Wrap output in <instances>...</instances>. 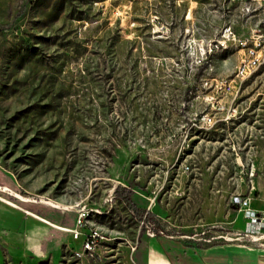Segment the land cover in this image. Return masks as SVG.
Returning <instances> with one entry per match:
<instances>
[{
  "label": "rangeland",
  "instance_id": "1",
  "mask_svg": "<svg viewBox=\"0 0 264 264\" xmlns=\"http://www.w3.org/2000/svg\"><path fill=\"white\" fill-rule=\"evenodd\" d=\"M246 5L0 0V264H143L159 239L264 253V60L235 118L196 126L203 81L239 61L198 42L246 37Z\"/></svg>",
  "mask_w": 264,
  "mask_h": 264
},
{
  "label": "built area",
  "instance_id": "2",
  "mask_svg": "<svg viewBox=\"0 0 264 264\" xmlns=\"http://www.w3.org/2000/svg\"><path fill=\"white\" fill-rule=\"evenodd\" d=\"M247 2L249 5L241 8L243 14L251 16L259 9L264 15V0H247ZM198 46L199 54L205 61L210 53L226 50L228 47H233L239 54V61L232 78L203 81V86L209 90L204 97L209 112L196 119V126L207 129L216 123H227L237 116L233 103L241 81L256 70L264 60V20L255 25L246 37H236L227 26L223 27L215 38L206 42L199 41ZM233 202L240 204L238 198ZM86 246L88 247L87 243Z\"/></svg>",
  "mask_w": 264,
  "mask_h": 264
},
{
  "label": "crops",
  "instance_id": "3",
  "mask_svg": "<svg viewBox=\"0 0 264 264\" xmlns=\"http://www.w3.org/2000/svg\"><path fill=\"white\" fill-rule=\"evenodd\" d=\"M143 264H264V253L232 245L197 249L176 239H159L147 248Z\"/></svg>",
  "mask_w": 264,
  "mask_h": 264
},
{
  "label": "bare ground",
  "instance_id": "4",
  "mask_svg": "<svg viewBox=\"0 0 264 264\" xmlns=\"http://www.w3.org/2000/svg\"><path fill=\"white\" fill-rule=\"evenodd\" d=\"M7 205H9V204H7ZM9 206H11V205H9ZM11 207H12V206H11ZM12 208H13V207H12ZM22 212H23V211H22ZM28 215H29V214H28ZM34 219H37L38 221H40V222H42V223H44V224H46V225H48V226H50V227H52V228L58 230V231H64V232L66 231V230H64V229L61 228V227L55 226V225H53V224L47 222L46 220H43V219H40V218H34Z\"/></svg>",
  "mask_w": 264,
  "mask_h": 264
},
{
  "label": "trees",
  "instance_id": "5",
  "mask_svg": "<svg viewBox=\"0 0 264 264\" xmlns=\"http://www.w3.org/2000/svg\"><path fill=\"white\" fill-rule=\"evenodd\" d=\"M149 217V215H147Z\"/></svg>",
  "mask_w": 264,
  "mask_h": 264
}]
</instances>
